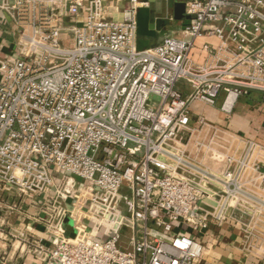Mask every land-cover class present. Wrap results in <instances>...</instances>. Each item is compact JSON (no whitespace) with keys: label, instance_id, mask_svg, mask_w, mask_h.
<instances>
[{"label":"built area","instance_id":"2783aa9c","mask_svg":"<svg viewBox=\"0 0 264 264\" xmlns=\"http://www.w3.org/2000/svg\"><path fill=\"white\" fill-rule=\"evenodd\" d=\"M120 1L121 20L104 0L0 3L19 29L0 59V240L15 264H202L229 227L233 252L264 264V0H188L183 38L140 52L147 4ZM202 37L218 43L196 63ZM242 99L258 114L246 128ZM41 199L50 240L12 233L9 213Z\"/></svg>","mask_w":264,"mask_h":264},{"label":"crops","instance_id":"0c3cea01","mask_svg":"<svg viewBox=\"0 0 264 264\" xmlns=\"http://www.w3.org/2000/svg\"><path fill=\"white\" fill-rule=\"evenodd\" d=\"M6 1L8 3H13L15 0H0ZM89 0H83L84 3H87ZM128 1V0H127ZM146 2V7L150 8L152 17L158 20H164L167 23V16L169 12H173L174 4L177 2H186L188 0H142ZM104 4L108 9V16L114 20L122 19V11L123 4L120 0H104ZM78 24H81L84 21L83 17H79L77 20ZM186 24L185 20L174 22L173 25L166 24L165 30L168 32L167 36H172L175 38H183V34L181 32V28ZM19 29L12 21L8 18V16L0 10V59L11 61L17 57V48H16V37ZM160 41V40H159ZM217 40L213 37H202L197 38L194 41L193 48L190 53V58L199 63L203 60V52L202 47L204 45H210L212 47L217 46ZM243 113L237 117H233V123L235 126H243L246 128V121H251L256 119L257 116L254 113H247L244 105L242 106ZM253 127V125H251ZM66 207L70 213L75 212L76 208L79 209L80 205L75 203L74 199L68 200L66 202ZM76 207V208H75ZM49 208L47 204L43 202V200H39V203L36 206H31L26 203L22 207V212L16 214L14 211L10 212V220L9 226L10 231L15 235L21 233L24 237L28 238H43L50 240L49 232L47 230V219L49 218V213L46 211ZM75 208V209H74ZM13 219V223H12ZM66 218L63 219V223L65 225L66 236L70 239L76 238V229L77 227H72L65 222ZM86 222H82L80 226V230H85ZM82 233V232H81ZM83 236V234H80ZM236 235V231H232L231 228L226 227L223 229L219 236H214V238L218 241L217 245H220V248L216 251H210L208 258H210V264H262L258 262L251 261L249 259L242 258L238 254L234 253L231 249V245L234 242L232 236ZM86 236V235H84ZM3 239L4 236H2ZM236 237V236H235ZM220 242V244H219ZM0 252L1 255L4 254L7 256V261L10 264H15L17 251L15 249H11L8 242H4L0 240ZM26 262L27 264H37L32 260V257L27 256L22 259V262Z\"/></svg>","mask_w":264,"mask_h":264},{"label":"water","instance_id":"95a60500","mask_svg":"<svg viewBox=\"0 0 264 264\" xmlns=\"http://www.w3.org/2000/svg\"><path fill=\"white\" fill-rule=\"evenodd\" d=\"M190 19L189 16L185 15V3H175L173 7V20L179 22ZM165 28L166 22L154 19L150 8H138L136 11V50L140 52L153 47L159 39L167 36L168 32ZM65 222L74 228L78 227V223L73 220L66 219Z\"/></svg>","mask_w":264,"mask_h":264},{"label":"rangeland","instance_id":"374dc122","mask_svg":"<svg viewBox=\"0 0 264 264\" xmlns=\"http://www.w3.org/2000/svg\"><path fill=\"white\" fill-rule=\"evenodd\" d=\"M157 101H158V99H157L155 96H153V95L150 96V102H155V103H156ZM247 102H249V101H248V100H245V99H242V100L237 104V106H236L235 109H234L233 117H237V116H239L240 114L243 113L242 106L245 105ZM248 106H250V105H248ZM248 106H247V107H248ZM252 107H253V106H252ZM244 110H246V109H244ZM247 111H248V112H247ZM246 112H247V113H249V112L254 113V114L258 117V114L255 113V112L253 111L252 108H248V109L246 110ZM249 114H250V113H249ZM52 176H53V178L55 179V182L57 183V182H58V181H57V171H52ZM85 197H86V196H85L83 190L80 189L79 192L77 193L76 197L74 198V201H75V203H78V204L80 205V207L83 208V206L85 205L84 208H86V206H87V204H88V201H86V198H85ZM52 215H53L54 218H55V215H56V214H52ZM47 220H48V219H47ZM48 221H49V220H48ZM13 222H14V221H13V219H12V223H13ZM52 223H54V221H52ZM13 224H14V223H13ZM234 227H235V226H234ZM231 230L233 231V228H231ZM80 236H82V235H80ZM232 238H233L234 242L237 241L235 235H233ZM16 246H17V245L15 244V245H14V248H16ZM210 263H211L210 258L205 257V258L202 259V264H210Z\"/></svg>","mask_w":264,"mask_h":264}]
</instances>
